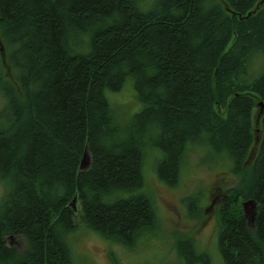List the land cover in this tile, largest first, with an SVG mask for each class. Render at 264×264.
I'll list each match as a JSON object with an SVG mask.
<instances>
[{
  "label": "trees",
  "instance_id": "16d2710c",
  "mask_svg": "<svg viewBox=\"0 0 264 264\" xmlns=\"http://www.w3.org/2000/svg\"><path fill=\"white\" fill-rule=\"evenodd\" d=\"M0 47L11 73L0 60V264H76V217L132 249L154 223L144 163L174 186L194 148L239 178L219 208L222 264H264V4L0 0ZM126 87L132 114L113 104ZM250 200L252 222L241 207ZM177 248L178 264H209L191 242Z\"/></svg>",
  "mask_w": 264,
  "mask_h": 264
},
{
  "label": "rangeland",
  "instance_id": "374dc122",
  "mask_svg": "<svg viewBox=\"0 0 264 264\" xmlns=\"http://www.w3.org/2000/svg\"><path fill=\"white\" fill-rule=\"evenodd\" d=\"M258 2L264 4V0ZM0 60L6 67L1 51ZM6 69L7 77L10 78L11 73L7 67ZM113 104L118 110L131 114L139 109L131 89L127 87L113 98ZM2 105L0 97V108ZM252 122L254 143L246 158L248 166L252 163L257 148L259 127L257 107L253 111ZM217 159L199 148L189 150L184 156L177 183L169 186L159 181L151 167L152 161L149 157L143 168V190L153 204L152 228L138 237L132 249H126L103 240L87 229L83 221L76 217L78 229L70 238L75 263L178 264L179 248L176 252V247L181 242L189 241L197 254L206 255L209 264H222L217 249L219 208L226 192L239 183V178L229 172V162ZM7 190L8 185L0 182V203ZM188 200L192 202L190 208ZM6 242L9 247L18 250H22L24 246V240L19 236H7ZM184 250L186 249L182 247L179 253L183 254Z\"/></svg>",
  "mask_w": 264,
  "mask_h": 264
},
{
  "label": "water",
  "instance_id": "95a60500",
  "mask_svg": "<svg viewBox=\"0 0 264 264\" xmlns=\"http://www.w3.org/2000/svg\"><path fill=\"white\" fill-rule=\"evenodd\" d=\"M259 107H260V111L262 112V110H263L262 103L259 104ZM87 161H88L87 152H84V154L82 156V160H81L80 165H79V169L80 170H82V169L87 167L86 166ZM75 203H76V197L73 198V200H72V202L70 204V206L72 207V209L74 211L76 210ZM256 206H257V204L254 201H252V200L245 201V202H243L241 204L244 218L247 219L248 222H252L254 220V217L256 215Z\"/></svg>",
  "mask_w": 264,
  "mask_h": 264
}]
</instances>
